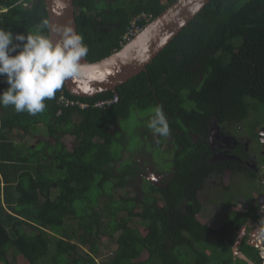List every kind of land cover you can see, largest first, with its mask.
<instances>
[{
	"label": "trees",
	"instance_id": "obj_1",
	"mask_svg": "<svg viewBox=\"0 0 264 264\" xmlns=\"http://www.w3.org/2000/svg\"><path fill=\"white\" fill-rule=\"evenodd\" d=\"M100 1L73 0L77 31L89 49L85 57L89 62L119 49L133 18L143 28L175 0ZM0 5L7 8L0 14V28L14 34L35 33L48 20L44 0H0ZM95 16L110 28L101 45L99 31L92 25ZM116 21H121L119 29L112 26ZM43 32L48 35V28ZM113 33L115 40H110ZM6 87L0 79V90ZM60 94L89 104L115 94L118 100L103 108L63 107L57 103ZM251 101L264 109V0H209L145 71L115 92L77 97L63 85L45 101V111L35 116L0 106V264H17L16 256L24 264H99L96 255L103 231L115 248L102 264H210L223 245L240 264H262L259 248L247 237L238 244L243 257L233 252L239 230L249 218L220 222L202 218L198 197L212 174L227 189L236 173L259 179V173L244 164L249 154L243 143L221 138L214 146L208 141L212 121L227 134L231 124L256 109ZM150 106L166 115L176 145L175 174L166 186L144 178L143 188L148 191L140 201L122 197L117 201H129L127 208L113 205L117 187L126 186L143 170L129 163L112 173L110 166L117 159L110 149L111 131L131 108ZM41 124L53 141L27 146L6 135L12 129L35 133ZM63 135L74 137L72 149L61 142ZM225 173L228 179H222ZM111 178L116 184L107 188V206L98 213L99 197L90 199L88 194L92 189L103 192ZM77 200L81 201L78 211ZM120 211L125 212L122 218L117 217ZM136 218L145 225L144 232L131 225ZM262 228L264 236V224ZM207 249L212 251L208 254ZM144 251L147 257L139 259Z\"/></svg>",
	"mask_w": 264,
	"mask_h": 264
},
{
	"label": "rangeland",
	"instance_id": "obj_2",
	"mask_svg": "<svg viewBox=\"0 0 264 264\" xmlns=\"http://www.w3.org/2000/svg\"><path fill=\"white\" fill-rule=\"evenodd\" d=\"M100 0H97V2ZM117 0H101L100 2H115ZM128 1V0H127ZM131 0H129L130 2ZM100 11H106L107 8H101ZM93 12V11H92ZM94 14V12H93ZM96 15V14H94ZM94 21L92 25L99 31V43L104 37H107V32L110 28H107V23L97 16L93 17ZM115 29L121 27V21H116L112 25ZM116 35L113 33L109 38L115 40ZM250 102V99H247ZM256 109H252L248 117L241 122H234L228 128L227 134H222L219 131V126L215 121H212V133L209 136V140L213 141L212 145H216V140L219 137V133L222 134L227 140H235L239 143H247L248 151L253 153V148L258 152L261 145L258 142V133L264 129V109H260V102L251 101ZM154 106H150L143 110L131 108L126 118H121L118 123L113 127V140L110 144V149L117 159L111 164V171L113 174H117V169L122 166L131 163L135 167L144 168L141 174H137L129 184L124 187H117V191L113 194L114 202L113 205H121L127 208L131 203L129 201H117L120 198H136L140 201L145 194L143 188V179H147L154 184H160L167 178L172 171L173 157L176 150V145L172 143V135L169 132L167 137L155 135L153 130L148 127L151 122V118L154 115ZM6 135L14 139L18 144L23 143L25 145L32 146L39 140L48 142L52 138L48 135L46 127L41 124L38 126L37 132L25 134L22 130L12 129L6 131ZM216 139V140H213ZM74 137L63 135L61 142L65 148L72 149L74 143ZM141 146L143 148H141ZM154 162V166H153ZM167 172V173H165ZM170 172V173H169ZM227 177V173L222 175ZM228 179V177H227ZM220 177L217 178L216 174H212L206 182V186L198 194L199 200L202 203V218H209L212 221L220 222L227 220L226 218L240 219L243 221L246 217L249 220L246 224H243L239 230L238 241L236 242L233 252L235 256L243 257L242 253L238 250V244L240 239L248 238V242L253 246H258L261 242L262 236H260L261 228L264 224V204H260L261 213H256V208L251 207V194L255 197V194L264 193V185L260 184L258 180H251L245 177L242 173H236L232 176L231 185L227 189L219 181ZM116 179L111 178L108 182L104 183L103 192L97 189H92L89 192L90 199L99 197L96 203L98 213L104 211V207L107 206V188L114 186ZM148 190H146L147 193ZM54 194V190L52 191ZM98 192L100 194L98 195ZM240 195L244 198L243 202H238L233 197ZM157 196H159L157 194ZM116 199V200H115ZM227 200H231L232 204H229ZM240 201V200H239ZM137 203V202H135ZM81 201L77 200L74 202L75 208L79 210ZM161 204V202H159ZM244 204V205H243ZM236 206L237 209H236ZM234 209V210H232ZM140 206L136 204L135 211H139ZM117 217L122 218L125 212H118ZM131 225L137 227L140 231H145V225L141 223L139 218L132 219ZM213 222L214 224H217ZM115 248V243L108 237L107 232L103 231L102 237L99 243V253L96 255V261L102 264L103 261H107L111 251ZM208 254L212 251L211 249L206 250ZM148 253L144 251L139 259H145ZM12 256V252L9 253V257ZM17 264H24L25 261L20 257L16 256ZM249 263V262H248ZM210 264H240L233 260V256L229 253L227 246H220L218 254L210 258ZM251 264V263H249Z\"/></svg>",
	"mask_w": 264,
	"mask_h": 264
},
{
	"label": "clouds",
	"instance_id": "obj_3",
	"mask_svg": "<svg viewBox=\"0 0 264 264\" xmlns=\"http://www.w3.org/2000/svg\"><path fill=\"white\" fill-rule=\"evenodd\" d=\"M22 3L27 6L28 2ZM56 4L58 9L65 6L62 0H56ZM47 28H50L47 19L42 21L35 33L14 34L0 28V77L7 84L5 89L0 90V106L4 108L11 106L17 113L26 112L35 116L45 111V101L53 99L67 80L81 76V61L89 52L82 35L70 23L57 25L52 30L58 33L59 39L53 41L43 32V29ZM61 96L65 95L60 94L57 103ZM59 113L61 111H57V114ZM148 127L155 135L164 137L169 135L167 118L161 108L157 107L154 110ZM258 173L260 175L258 180L261 183L264 164L260 166ZM158 205L161 204L158 202ZM261 212L259 209V213ZM258 232H261L262 239L256 247L261 252L263 264V228Z\"/></svg>",
	"mask_w": 264,
	"mask_h": 264
},
{
	"label": "water",
	"instance_id": "obj_4",
	"mask_svg": "<svg viewBox=\"0 0 264 264\" xmlns=\"http://www.w3.org/2000/svg\"><path fill=\"white\" fill-rule=\"evenodd\" d=\"M209 0H175L152 18L130 41L105 57L93 62L82 58L81 76L64 83L70 94L78 97L93 96L101 92H115L116 88L146 70V65L166 46ZM50 28L48 36L56 41L57 25L70 23L77 31L73 0H62L58 9L56 0H44ZM60 14H57V13ZM78 32V31H77ZM264 129L258 133L263 139ZM262 204L261 202L259 205ZM253 264L252 262H250Z\"/></svg>",
	"mask_w": 264,
	"mask_h": 264
},
{
	"label": "flooded vegetation",
	"instance_id": "obj_5",
	"mask_svg": "<svg viewBox=\"0 0 264 264\" xmlns=\"http://www.w3.org/2000/svg\"><path fill=\"white\" fill-rule=\"evenodd\" d=\"M212 127V126H211ZM213 130V129H212ZM212 133V132H211ZM190 134V137H195L191 132L189 133ZM211 135V134H210ZM209 135V136H210ZM222 134L219 133V137L216 139L213 138V140H216V145L214 146H217V143H218V140H220L222 138L223 141L225 142H229V141H235L233 138L232 140H227L226 138H224L223 136H221ZM209 143L212 144L213 141H210L208 139ZM258 142L259 144L261 145V148L259 149V151L257 152L255 148H253V153L249 152L248 151V146H247V143L244 142L243 144L245 145V147L247 148L246 150L248 151V154H249V161L248 162H244V164L250 169L251 167H253L254 171L258 172L260 166H262L264 164V135H263V139L260 140L258 138ZM173 143V142H172ZM141 148H143L141 146ZM173 161H174V157H173ZM153 166H154V162H153ZM137 169L139 170H143L142 168L140 167H137ZM144 171V170H143ZM139 172V171H137ZM167 173V172H165ZM170 173V172H169ZM174 166L172 167V171H171V174L167 177V178H163L162 180H164L163 182H161L160 184H155L157 186H166V180L171 177L172 175H174ZM245 176V175H244ZM247 177V176H245ZM249 178V177H248ZM250 179V178H249ZM251 180H254V179H251ZM259 181V180H258ZM151 182V181H150ZM152 184H154L152 182ZM261 184V183H260ZM251 207H254L256 208V206L258 207V209L256 208V213L258 214L259 213V209H260V206H259V203L261 202L262 204H264V193H259V194H255V197L251 194ZM234 199H237L238 202H243L244 198H242L240 195L238 196H235L233 197ZM240 200V201H239ZM160 202V201H159ZM244 205V204H243ZM238 206H236V209H237ZM234 210V209H232ZM238 210V209H237ZM246 224V223H245Z\"/></svg>",
	"mask_w": 264,
	"mask_h": 264
},
{
	"label": "built area",
	"instance_id": "obj_6",
	"mask_svg": "<svg viewBox=\"0 0 264 264\" xmlns=\"http://www.w3.org/2000/svg\"><path fill=\"white\" fill-rule=\"evenodd\" d=\"M144 28V27H143ZM142 26L138 24L137 18H133L127 27L126 31L122 34L120 44L123 46L125 43L130 42L142 29ZM118 96L117 94L113 95L110 98H103L100 100H96L94 103L92 102L89 104L88 102L81 101L79 99L68 98L66 96L59 97L58 103L64 107L66 106H79V107H87V106H94V107H108L117 102ZM264 185V176L260 181Z\"/></svg>",
	"mask_w": 264,
	"mask_h": 264
},
{
	"label": "crops",
	"instance_id": "obj_7",
	"mask_svg": "<svg viewBox=\"0 0 264 264\" xmlns=\"http://www.w3.org/2000/svg\"><path fill=\"white\" fill-rule=\"evenodd\" d=\"M5 11H7V8H6L5 6H3V5H0V14H1L2 12H5ZM0 79H3V78L0 77Z\"/></svg>",
	"mask_w": 264,
	"mask_h": 264
},
{
	"label": "bare ground",
	"instance_id": "obj_8",
	"mask_svg": "<svg viewBox=\"0 0 264 264\" xmlns=\"http://www.w3.org/2000/svg\"><path fill=\"white\" fill-rule=\"evenodd\" d=\"M264 264V263H263Z\"/></svg>",
	"mask_w": 264,
	"mask_h": 264
}]
</instances>
